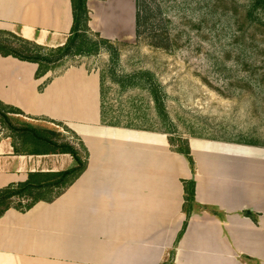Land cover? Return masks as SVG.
<instances>
[{
	"label": "crops",
	"instance_id": "crops-1",
	"mask_svg": "<svg viewBox=\"0 0 264 264\" xmlns=\"http://www.w3.org/2000/svg\"><path fill=\"white\" fill-rule=\"evenodd\" d=\"M88 8L94 33L136 36V0H88ZM72 24L71 0H0V30L41 45H63ZM37 69L0 55V100L68 126L88 165L55 201L0 217V264H264V149L191 138L193 171L168 133L103 122L99 73L81 64L36 78ZM75 165L69 153H18L11 136L0 137V188ZM192 177L195 207L178 240L183 180Z\"/></svg>",
	"mask_w": 264,
	"mask_h": 264
},
{
	"label": "rangeland",
	"instance_id": "rangeland-1",
	"mask_svg": "<svg viewBox=\"0 0 264 264\" xmlns=\"http://www.w3.org/2000/svg\"><path fill=\"white\" fill-rule=\"evenodd\" d=\"M248 1L148 0L161 11L151 19L155 31L114 42L120 51L117 63L104 47L99 54L70 59L55 72L82 64L104 75L108 121L162 131L166 125L147 90H123L111 73L112 68L118 75L151 70L167 95L169 135L235 144L254 140L252 147L264 149V27L243 18ZM162 31L168 49L153 45V36ZM242 46L245 51L238 50ZM7 133L0 125V137Z\"/></svg>",
	"mask_w": 264,
	"mask_h": 264
},
{
	"label": "trees",
	"instance_id": "trees-1",
	"mask_svg": "<svg viewBox=\"0 0 264 264\" xmlns=\"http://www.w3.org/2000/svg\"><path fill=\"white\" fill-rule=\"evenodd\" d=\"M73 9V24L70 35L63 45L48 47L33 40L24 38L22 35L9 30H0V55L13 56L23 61L38 64L36 78H42L49 72L57 71L67 61L77 57H88L99 54L106 47L110 52L111 59L117 63L120 51L114 41L103 38L94 33L90 26V11L88 0H71ZM153 6L148 0H136V37H142L143 33H153L152 17L155 13ZM158 10V9H157ZM264 0H249L244 8L243 18L250 25L264 27ZM244 26L241 28L243 29ZM164 32H158L153 38V45L168 49L169 39L164 38ZM238 50L245 51L244 46ZM240 51V52H241ZM69 66H66V69ZM63 69V70H64ZM114 80L125 90L128 88H142L147 90L158 117L165 126L162 131L173 133L171 120L166 107V92L162 84L151 70L142 69L130 74L118 75L111 69ZM62 72V71H61ZM51 80L48 78L44 86ZM104 75H101V98L103 122L110 125H122L120 121H108L107 110L104 105ZM31 118V117H29ZM27 118L24 112L13 105L5 104L0 100V125L8 130L6 135L13 139V144L18 153L42 154V153H69L76 165L72 168L53 172H30L27 179L18 183L0 188V217L8 210L14 208L22 212L30 210L40 201L53 202L83 174L88 165L89 152L84 142L68 126L62 122L46 121L37 122ZM140 129L157 130L152 126H140L134 123L126 125ZM172 148L184 154L195 169V160L192 155L188 138L169 135ZM242 144L256 145L254 140L239 141ZM185 189L184 211L187 220L179 233L178 240L184 234L188 220L195 207L196 180L194 177L183 180ZM177 240V241H178ZM173 255V254H172ZM163 264H168L165 262Z\"/></svg>",
	"mask_w": 264,
	"mask_h": 264
}]
</instances>
